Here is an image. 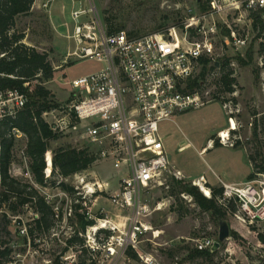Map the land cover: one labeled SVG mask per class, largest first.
<instances>
[{
  "label": "rangeland",
  "instance_id": "1",
  "mask_svg": "<svg viewBox=\"0 0 264 264\" xmlns=\"http://www.w3.org/2000/svg\"><path fill=\"white\" fill-rule=\"evenodd\" d=\"M46 2L47 0H35L32 13L18 19L16 30L25 34V44L49 55L55 74L52 80L43 85L51 92L53 101L59 107H63L70 99V82L99 72L104 68V64L92 60L75 62L66 60L69 49L74 48L71 42L62 37V34H66L63 24L68 23L72 26L71 3L69 0H54L48 10H43L42 5ZM94 2L105 26L106 19L109 18L113 29L122 28L136 38L162 32L171 27H180L190 12L198 11L195 0H94ZM82 3L87 2L82 0ZM249 52L252 53L251 60ZM227 54L234 66L236 93L234 97L228 95L223 97L225 100L230 98L236 101L234 111L225 109L220 99L198 110L176 114L171 121L161 125L160 134L169 159L170 171L164 176L162 186L141 193L142 202L152 209V214L144 220L151 231L141 239L138 249L134 251L137 259L129 257L127 251L114 258L99 256L97 264H145L141 256L143 258L152 256L158 264H209L204 259L189 260L188 256L196 248L197 242L203 239L218 241L220 220L214 218L211 213L201 210L190 196L183 193L177 182L197 186L196 183L205 178L206 183L204 185L202 180V184L206 189L207 186L222 188L219 180V184L217 183V177L226 183L234 181L249 183L247 178L253 170L249 156H255L259 148L264 146V54L260 52V47L252 36L247 49L239 51L227 49ZM239 57L244 60V65L238 61ZM216 76L217 74L208 79L207 92L204 94L207 100L211 98L209 93L212 95L216 91V83L220 79V76ZM230 117L236 123V130H231ZM47 120L53 122L54 115H49ZM255 127L259 136L257 141L253 137ZM222 131L227 132L230 140L226 146L222 145L219 137ZM234 131L235 134L232 133ZM237 141L241 143V147L234 149ZM210 142L212 146L208 147ZM214 143L221 147L214 149ZM25 145L26 138L15 141V164L10 174L22 182L34 185L27 177L26 167L20 160V153ZM68 146L88 148V142L82 138L81 127L71 133L60 135L59 140L51 142L50 149L54 151ZM205 148L207 149L202 155ZM178 172L180 176H177ZM124 176L121 170L114 168L113 162L98 160L90 170L66 181V184L73 187L76 192L83 190L82 179L89 185L90 190H96L95 195L87 198L90 216L86 217L93 220L95 225L97 219H107L112 223L111 228L120 224L119 231L114 235H121L127 230L131 215L130 210L121 211L111 203V197L118 191L119 181ZM57 180L59 179L51 178L46 188L34 185L42 196L50 198L54 207L61 210V219H55L53 227L56 236L53 237L50 232L48 238L41 240L40 243L35 242L37 246L17 237L11 238L16 243L17 253H20L18 264H51L49 262L60 256L69 264L81 262L93 264L87 252L81 250L88 241V236L93 237V231L89 227L84 233L76 232L73 212L70 216L67 214V217L64 213L71 207V202L73 205L78 203L71 196L62 193L57 187ZM94 183L103 186L107 184L109 187L99 191L97 187L93 189ZM252 184L261 194L264 189V176L257 177ZM199 190L202 192L200 188ZM202 194L205 196L203 192ZM80 198L79 202L82 205L83 200ZM82 207L84 208L83 205ZM236 207V213L228 217L227 223L230 233L235 232L238 238L229 236L221 243V247L216 251L214 264H264V245L257 236L264 234L262 195L254 203L252 213L244 211L237 203ZM7 212L13 219L11 213ZM15 214H17L15 217L22 218L24 224L31 222V214L24 208L18 209ZM9 231L14 232L13 223L9 226ZM73 235H76L82 244L76 243L71 251L64 253L66 241Z\"/></svg>",
  "mask_w": 264,
  "mask_h": 264
},
{
  "label": "built area",
  "instance_id": "2",
  "mask_svg": "<svg viewBox=\"0 0 264 264\" xmlns=\"http://www.w3.org/2000/svg\"><path fill=\"white\" fill-rule=\"evenodd\" d=\"M53 1L47 0L42 9L48 10ZM69 1L72 26L63 24L66 34L62 37L74 48L69 49L66 60L97 61L103 63L104 68L72 80L67 104L46 113L44 118L52 131L60 135L81 127L82 138L88 142V149L98 160L111 161L115 169L124 173L111 203L121 211H131L129 226L121 235H114L119 231L120 224L111 228L112 223L107 219L96 220L94 227L101 222H105L107 227L93 232L92 238L88 236L81 250H85L93 264H97L99 256L114 258L120 253L137 250L141 239L151 231L144 220L152 214V209L142 202L141 193L162 186L164 176L170 171L160 127L176 114L198 110L213 102L212 97L208 100L204 97L208 79L216 74V77H221L222 64L227 59L229 68L234 72L227 49H247L251 36L259 47H264V0H201L199 4L195 0L198 11L190 12L180 27L137 38L125 31L109 34L94 0H86V4L82 0ZM202 6L206 7V11L201 10ZM253 15L260 19L256 28ZM203 68L207 69V73L200 81V88L190 91L189 81L197 78ZM233 87L236 89L235 85ZM235 93L228 97H234ZM27 103V95L19 90L0 92V123L14 117ZM223 106L235 109L230 98ZM52 114L54 120L49 122L47 118ZM231 120L232 117L229 122ZM13 134L15 141L25 138L19 131L14 130ZM219 137L223 146L230 142L228 137ZM25 148L20 153V160L26 167L27 177L33 181ZM50 175L51 172L46 173L47 178ZM177 176H180L179 172ZM81 181L83 190L77 195L82 197V205L89 217L87 198L95 195L96 190L91 193L89 185L84 183V179ZM220 183L224 200H235L246 212L252 213V207L261 195L264 200V189L260 194L252 182L240 186ZM95 187L103 191L108 185L94 183L93 189ZM46 199L51 202L50 198ZM23 208L30 212L31 222L38 219L29 205ZM3 209L5 206L0 208V223L6 213ZM54 212L55 219L59 220L60 208L54 207ZM67 214L72 215L71 208L65 211L66 217ZM6 215L10 226L11 223L14 226V232L10 231L12 238L32 244L27 226L31 222L24 224L21 217L12 219L9 214ZM54 232H51L53 237L56 236ZM110 232L112 234L108 235ZM1 239L9 242L4 236ZM214 243L203 239L197 242L196 248L199 251L211 250ZM7 249L11 251L9 255H5ZM17 251L13 240L0 243V264H18L20 253ZM141 259L145 264H158L152 256H141ZM62 260L69 264L65 258Z\"/></svg>",
  "mask_w": 264,
  "mask_h": 264
},
{
  "label": "trees",
  "instance_id": "3",
  "mask_svg": "<svg viewBox=\"0 0 264 264\" xmlns=\"http://www.w3.org/2000/svg\"><path fill=\"white\" fill-rule=\"evenodd\" d=\"M35 0H0V92L8 90H19L28 97L27 105L20 110L14 117L6 118L0 123V208L5 206L13 217L18 209L29 205L38 219L29 223L28 236L34 246L37 240H44L50 236L55 224V212L52 202L47 201L34 187L46 188L51 178L61 180L57 187L67 196H71L78 204L71 202V211L75 218L77 233H84L89 227L95 225L93 220L86 217V209L81 205V198L73 187L66 184V180L82 174L92 168L98 158L88 148L62 147L51 151V142L60 139V134L52 131L49 123L44 118L46 113L59 108L53 101L51 92L43 85L45 82L54 78L55 70L49 61L47 53L39 52L35 47L24 43L25 34L16 30V23L20 17L28 16L32 13ZM206 11V7H201ZM254 28L260 24V19L253 15ZM110 19H106V29L109 34L123 31L122 28L113 29ZM132 35V34H130ZM260 52L264 54V47H260ZM252 59V53L248 54ZM238 61L245 64L240 57ZM207 69L203 68L201 74L190 80L188 89L194 91L200 88V81L204 80ZM234 72L229 68V60L222 64V75L216 83V91L211 95L213 101L224 104V95L232 96L235 92L233 85L236 80ZM222 97V98H221ZM236 107V101L232 99ZM14 130L24 134L26 138L25 154L29 159V171L34 185L22 182L14 178L10 172L14 161ZM235 134V131L232 132ZM254 140L257 141L258 134L256 127L253 132ZM214 148L221 147L214 143ZM241 147L240 142H236L234 149ZM256 155H250L249 160L252 165V173L248 176V182L254 181L257 177L264 176V146L259 148ZM51 151L52 171L50 177H46L47 162L46 155ZM63 180V181H62ZM183 190L192 198L194 203L203 211L209 212L218 220L227 221L228 217L233 216L236 211L235 200H224L223 189L207 186L210 197H205L197 186L177 182ZM77 196V198L75 197ZM72 201V200H71ZM2 215L0 223V243H10L12 235L9 231L10 220L7 215ZM61 219V218H60ZM73 221V220H72ZM110 235V233H107ZM78 235V234H77ZM6 237L9 242H3L2 237ZM230 236L238 238V235L231 231ZM259 241L264 245V234H257ZM82 244L81 240L73 235L66 241L67 248L74 247L75 244ZM82 246V245H81ZM7 249L5 255H9ZM217 252L212 253L210 249L199 251L197 248L189 253V260L204 259L206 263L214 264V257ZM128 256L137 259L134 251H129ZM62 256L56 258L52 264H67L62 260ZM92 262V261H91ZM79 264H85L81 262Z\"/></svg>",
  "mask_w": 264,
  "mask_h": 264
},
{
  "label": "bare ground",
  "instance_id": "4",
  "mask_svg": "<svg viewBox=\"0 0 264 264\" xmlns=\"http://www.w3.org/2000/svg\"><path fill=\"white\" fill-rule=\"evenodd\" d=\"M231 126H232L231 130H236V123L234 122V120H231ZM220 136L225 138V139L228 137L227 132H224V131H222ZM210 146H212L211 142L208 144V147H210ZM46 160H47V165H48L47 166L48 169H47L46 173L49 174L51 172V167H52V156L50 154H48ZM196 185L201 189V191L205 194V196H207V197L210 196V193H209L208 189H206L204 187V185L202 184V180L200 182H197ZM90 192L91 193L93 192L92 189L90 190ZM106 227H107L106 223L105 222H101L98 225V227L92 228L91 231L96 232V231H98L100 229H104Z\"/></svg>",
  "mask_w": 264,
  "mask_h": 264
},
{
  "label": "water",
  "instance_id": "5",
  "mask_svg": "<svg viewBox=\"0 0 264 264\" xmlns=\"http://www.w3.org/2000/svg\"><path fill=\"white\" fill-rule=\"evenodd\" d=\"M201 0H196L197 4L200 3ZM220 232H219V238L218 241L214 243L213 247L211 248V252L214 253L218 251V249L221 247V243L229 238L230 236V227L227 223V221L220 220Z\"/></svg>",
  "mask_w": 264,
  "mask_h": 264
},
{
  "label": "crops",
  "instance_id": "6",
  "mask_svg": "<svg viewBox=\"0 0 264 264\" xmlns=\"http://www.w3.org/2000/svg\"><path fill=\"white\" fill-rule=\"evenodd\" d=\"M206 149H207V148H205V149L202 150V155L205 153ZM214 149H215V148H214ZM208 152H209V151H208ZM48 154H50V153H48ZM48 154H47V155H48ZM47 155H46V158H47ZM47 166H48V165H47ZM47 169H48V168H47ZM46 172H47V170H46ZM216 177H217V176H216ZM218 180H219L220 182H223L219 177H217V181H218ZM204 181H205V183H206L205 178H204ZM217 181H216V182H217ZM219 181L217 182L218 184H219ZM208 183H209L210 185H213V186H214V184H212L211 181H210V182L208 181ZM224 183H226V182H224ZM226 184L242 185V184H245V183H244V181H238V182H237V181H234V182H230V183H226ZM108 187H109V186H108ZM209 197H210V196H209Z\"/></svg>",
  "mask_w": 264,
  "mask_h": 264
}]
</instances>
